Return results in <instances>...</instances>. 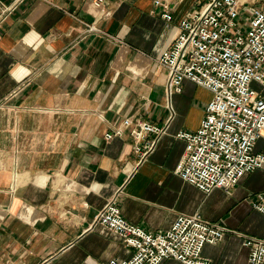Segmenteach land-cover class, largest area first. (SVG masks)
<instances>
[{"label":"crops","instance_id":"0c3cea01","mask_svg":"<svg viewBox=\"0 0 264 264\" xmlns=\"http://www.w3.org/2000/svg\"><path fill=\"white\" fill-rule=\"evenodd\" d=\"M157 1L0 0V264L131 258L133 247L94 224L115 196L127 220L152 231L181 213L220 221L225 236L203 248L212 264H247L246 236L264 238L251 204L264 168L231 193H207L177 172L186 147L177 134L199 128L212 92L187 79L169 95L159 57L206 0ZM126 117L166 128L143 159L130 128L106 138Z\"/></svg>","mask_w":264,"mask_h":264},{"label":"built area","instance_id":"2783aa9c","mask_svg":"<svg viewBox=\"0 0 264 264\" xmlns=\"http://www.w3.org/2000/svg\"><path fill=\"white\" fill-rule=\"evenodd\" d=\"M164 16L172 17L169 11ZM87 25L89 31L98 29ZM159 64L168 70L169 95L182 91L187 79L212 92L199 128L177 134L186 141L177 167L185 181L207 193L216 188L231 193L245 175L264 168V151L257 149L264 138V0L249 5L244 0H206L194 7L179 23ZM129 128L141 159L166 130L126 117L106 138ZM251 204L264 214V190L254 194ZM94 224L106 226L135 249L131 258H112L109 264H161L170 257L212 264L203 248L221 241L227 230L196 212L181 213L171 227L152 231L127 220L116 196L96 214ZM245 243L250 248L247 264H264V238L247 235Z\"/></svg>","mask_w":264,"mask_h":264}]
</instances>
